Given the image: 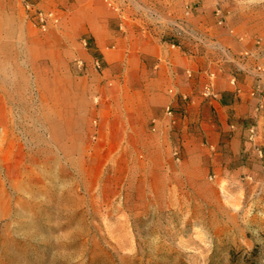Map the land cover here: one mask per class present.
I'll use <instances>...</instances> for the list:
<instances>
[{"label": "rangeland", "instance_id": "obj_1", "mask_svg": "<svg viewBox=\"0 0 264 264\" xmlns=\"http://www.w3.org/2000/svg\"><path fill=\"white\" fill-rule=\"evenodd\" d=\"M107 1L26 0L27 9L0 0V264H264V190L217 176L201 128L208 117H194L187 97L166 106L171 117L164 109L171 131L147 158L116 147L108 100L96 95L82 106L87 54L105 89L115 72L110 54L89 46V29L100 39L107 29L125 34L138 15L171 47L198 39L172 12ZM217 1V28L233 10L264 19V0ZM38 10L62 18L42 31ZM257 67L264 76V62ZM207 86L202 97L216 99L204 95ZM103 106L98 118L92 111ZM247 132L264 162L256 126Z\"/></svg>", "mask_w": 264, "mask_h": 264}, {"label": "crops", "instance_id": "obj_2", "mask_svg": "<svg viewBox=\"0 0 264 264\" xmlns=\"http://www.w3.org/2000/svg\"><path fill=\"white\" fill-rule=\"evenodd\" d=\"M141 2L165 16L172 12L198 39L181 38L178 46L171 47L163 41V31L148 29L138 15L129 17L125 34L106 28L105 38L100 39L89 29V46L103 58L109 53L115 72L110 77L112 88L105 89L104 74L102 78L94 72L95 62L87 54L81 78L84 89L79 91L82 106L96 95L108 100L116 147L126 151L130 159L137 150L147 158L155 151L161 153L171 131L164 109L172 102L176 107L182 105L181 96L187 97V109L192 110L194 117L200 112L208 117L201 128L208 144V159L217 176L235 183L245 179L253 188L264 190V162L256 159L247 132L250 125L256 126L258 145L264 151V76L255 70L264 62V19L251 13L253 10L239 14L233 10L227 13L225 25L217 28L212 17L217 0ZM232 4L238 6L236 2ZM187 5L195 6L184 17ZM257 39L263 46L257 47ZM234 75L237 82L232 86L229 81ZM208 84L216 99L202 97ZM103 108L92 112L99 118L104 114ZM181 130L178 126L175 132Z\"/></svg>", "mask_w": 264, "mask_h": 264}, {"label": "built area", "instance_id": "obj_3", "mask_svg": "<svg viewBox=\"0 0 264 264\" xmlns=\"http://www.w3.org/2000/svg\"><path fill=\"white\" fill-rule=\"evenodd\" d=\"M23 1L26 3V0H23ZM104 1L106 3H108L109 5L111 4L107 0H104ZM26 6H27V9H29V5L27 3H26ZM34 17H35V20L37 21V23H38V25H39V27H40V29L42 31H46L49 28L56 27L59 24V21H60V16L55 11L44 12V11L38 10V11H35L34 12ZM172 47H174V46H172ZM257 70L258 71H262V66H258L257 67ZM229 82H230V84L232 86H235V84H236L235 77L232 76L230 78V81ZM204 95L207 96V97H214L215 96L213 94L210 86H207L205 88ZM166 116L171 117L170 107H167L166 108ZM252 131L253 130H251V132Z\"/></svg>", "mask_w": 264, "mask_h": 264}]
</instances>
